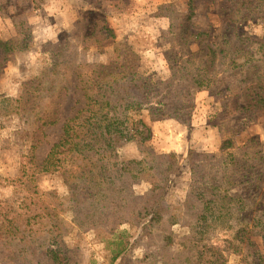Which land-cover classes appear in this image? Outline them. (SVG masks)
I'll list each match as a JSON object with an SVG mask.
<instances>
[{"label": "trees", "instance_id": "obj_1", "mask_svg": "<svg viewBox=\"0 0 264 264\" xmlns=\"http://www.w3.org/2000/svg\"><path fill=\"white\" fill-rule=\"evenodd\" d=\"M262 5L264 0H187L180 14L173 4L163 3L159 11L170 20L171 45L165 75L143 72L140 54L125 43L114 44L112 58L101 62L80 58L65 39L54 44L49 66L21 80L17 97H0V118L19 117L13 134L23 153L20 174L9 179L13 196L0 198V264H78L79 247L62 241L71 226L62 216L69 208L75 210V221L106 211L111 263L146 235L160 240L167 212L160 209L162 194L151 191L138 205L133 187L142 181L167 182L179 154L145 144L151 129L143 116L147 111L152 120L186 122L194 107L188 95L202 89L221 106L211 117L219 118L214 125L264 111V32H245ZM200 11L208 19L204 26L195 20ZM20 28L8 39L0 37V76L8 61L31 47L28 27ZM102 29L109 38L110 27ZM131 132L138 136L141 158L125 163L117 141ZM54 134L38 158L36 150ZM184 160L199 190L190 203L191 215L181 217L184 233L167 227L162 236L165 244L159 249L167 251L166 263L225 264L223 249L207 243L210 232L225 230L233 234L229 252L239 253L242 243L253 246L256 258L250 264H264V142L258 135L240 145L226 139L214 152L190 148ZM45 175L58 176L60 184L39 194L34 181ZM6 183L0 174V185ZM30 193L40 195L36 211L22 213L21 201ZM125 223H133L136 237L119 228ZM253 238H261L262 248Z\"/></svg>", "mask_w": 264, "mask_h": 264}, {"label": "rangeland", "instance_id": "obj_2", "mask_svg": "<svg viewBox=\"0 0 264 264\" xmlns=\"http://www.w3.org/2000/svg\"><path fill=\"white\" fill-rule=\"evenodd\" d=\"M163 3L173 4L176 12L180 14L185 13L188 7L187 0H0V37L8 39L16 35L24 24L29 29L31 41L29 51L22 52L13 61L7 62L0 76V97H17L20 94L21 80L29 75H37L42 68L49 66L54 60V44L65 39L74 45L80 58L101 62H108L112 58L114 44L125 43L140 54V69L143 72L153 77L165 75V56L171 52V45L166 34L170 20L167 13L161 15L159 11V6ZM195 20L202 26L208 23L205 13L201 11ZM87 25L94 28L92 34L85 27ZM103 25L111 29V36L107 39L104 38L110 32L100 30ZM245 32L256 35L264 32L263 5L258 6L252 20L246 24ZM98 39L100 41L97 43ZM188 99L194 103V107L186 122L177 118L152 120L147 111L143 116L151 129V136L145 144L156 151H174L179 154L178 166L167 182L142 181L133 187V200L138 205L147 200L151 191L162 194L160 209L162 213L167 212L163 213L166 218L159 226L160 240L157 235H146L139 241L138 246L127 251L115 263H111L105 243V239L112 234L106 211L101 210L95 215L75 221V210L69 208L62 216L71 226L68 231L63 232L62 241L70 248L79 247L78 264H167V251L159 249V245L165 244L162 236L166 235L167 227L174 234L184 233L181 217L187 218L191 215L190 203L195 200L199 190V185L191 176L184 160L187 150L191 148L214 152L226 139L240 145L255 135L264 142L263 110L257 111L251 118L238 114L234 122L214 125L219 118L211 117L215 115L217 107V111H221V106L209 90L202 89L194 95L189 94ZM18 123L19 117L15 114L0 118V174L8 184L0 185V198L13 196L15 186L9 179L20 174L19 155L23 153L16 146L13 134ZM228 125L237 129L231 130ZM54 136L56 134L46 138L47 142L44 141L36 150L38 158L46 152L48 142ZM117 152L122 162L139 160L141 152L137 134L131 132L120 137L117 141ZM34 183L40 194L42 190L58 187L60 181L58 176L45 175ZM30 195L26 194L21 201L22 213L28 211L32 214L36 211L34 208L40 195ZM119 228L127 229L134 237L138 234L133 223L122 224ZM231 235L233 234L225 230H213L207 243L218 250L223 249L225 264H250L256 258L253 246L242 243L239 253H231L227 247L233 241ZM253 239L262 248L261 238Z\"/></svg>", "mask_w": 264, "mask_h": 264}]
</instances>
